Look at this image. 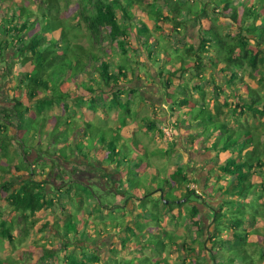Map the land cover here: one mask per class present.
<instances>
[{
  "label": "crops",
  "instance_id": "0c3cea01",
  "mask_svg": "<svg viewBox=\"0 0 264 264\" xmlns=\"http://www.w3.org/2000/svg\"><path fill=\"white\" fill-rule=\"evenodd\" d=\"M174 1H185L184 4L186 2L188 4L197 2L199 13L203 9L208 12L212 9V4H210L209 0ZM243 1L235 0L233 2L234 5H237L238 14H240V7L242 9L239 2ZM153 2H156L153 5L156 8L153 7V10L161 6L163 8L162 14H167V0H145V3L140 4L139 11L130 9L132 14L131 19L126 20L118 14L119 22L124 24L126 22L128 27L130 25L133 26L134 22H144L145 26L153 32V35L159 37L162 30L158 33L154 32L152 21H148L145 17V14L150 11ZM253 2L254 0H248L247 6H250ZM198 18H188L183 29H181L182 33L178 36L179 38L175 37L176 40L178 39L181 47H173L168 43L166 39H172L173 34H170L172 31H170L169 26L165 25V34H162L165 37L161 41L164 47L154 48L155 52L159 51L162 55L150 57L151 60L141 51V48L136 49L139 46L137 43H140V41L137 40L135 28L128 29L129 36L126 40L136 51H140V55H137L133 49L125 47V54L130 59L126 69L128 82L122 85L124 89L120 93L119 98L122 100L126 99L127 96L124 91L133 90L131 96L128 97L130 98L129 102L130 100L134 101L133 96L138 93L142 99L144 95L146 96L144 101L149 102V107L145 106L143 102L135 101L136 104L134 106L137 109L130 110L131 115L124 119V125H120L121 105L117 106V111L114 108H110L109 100L111 97L105 93L107 88L100 93L105 99L103 101L106 110L96 109L95 113H92L87 106L89 94L86 91L75 83H70L64 87L65 91L71 93V96L68 99L66 98L68 100V110L62 111L60 109L62 101H53V106L56 109H53L46 116L48 130L46 135L51 133L50 131H52L57 116L64 119L67 112H72L76 121L80 123V127L74 133L69 134L66 141L71 145V143L73 144L78 140H82V148H86L87 150V141L93 140V138L91 134L83 129V124L88 121L90 122V120L95 124H104L101 120H105L107 117L106 129L111 131L109 137H112V132H116L118 135L115 148V154H118V157L114 156V159L108 160L107 150L98 151V153L96 152V159L94 157L90 163L92 165H90L88 159L83 157L82 149L78 152L76 146L69 150V152L72 150L69 153L70 155L60 152L58 141L51 139V135L46 142L43 139L31 141L26 148V157L21 153V159L26 158V164H29V168L36 170V172L42 164H50L48 158L45 161L39 160L37 164L34 163L35 158L40 154V150L44 149L50 155L49 157L55 160L59 167L54 169L47 167L44 170L45 176L38 177L40 180H45L46 176L50 175L49 184L51 183V186L49 185V187L51 190L53 188L57 190L61 189L62 193L61 196L59 195L58 200L63 203L66 213L63 208L58 206L59 204L50 207L51 209L60 208L62 210L61 214H52L41 221L35 219V224L28 228L25 225L18 238L12 237V247L13 245L21 246L22 241H25L29 237L31 238L29 250L33 252L39 250L41 253L40 261L43 251L50 247L53 251L54 259L44 260L45 264H67V261H65L66 256L78 262L81 261L84 264H247L248 262L252 264H264V164L253 175L251 183L254 186V190L246 198L226 197L225 193L229 185L228 182L231 179L220 170V167L224 165L228 158L237 157L238 155L242 157L248 150L252 149L251 145L243 149L233 148L217 153L212 149L216 139L221 136L217 128L211 129L209 137L205 138L195 128L185 129L180 124L175 128L176 139L173 142H170L172 141V137H168L165 134V131L168 133L171 130L170 127H172L170 124L172 121H168L167 119L169 116L166 114L161 115L162 112L166 113L167 107L170 104L169 98L165 94L168 91H172L174 86L177 87L176 89H185L186 87L185 85L180 87L181 82L175 85L174 81H180L181 78L177 77L173 80L174 86L172 88L163 89L162 86L158 85L159 81L157 78L165 63L164 60L170 59L168 51L173 50L174 52H179V55H181L184 45L191 44L195 50L199 47V40L201 35H203V30L208 26V21L205 18L201 19L202 17ZM217 23L220 25L228 24L227 20L220 16ZM148 41L150 43L155 42L154 37L151 35ZM121 53L123 54L122 50ZM101 54L105 53L102 52ZM213 54L212 49L202 53L201 59L203 64L206 65V71L198 75L200 77L198 80L199 84L193 82L197 79H193V87H200L197 92L199 95H202L205 104H208L216 123L228 126L230 131H237L248 126V129L255 131L254 133L260 139V142L264 143V117L251 116L250 112L246 109L254 100L257 103L254 104L255 107L264 104V83L260 82L262 76H264V65L257 71L242 74V78L244 79L241 81L236 79L229 81L230 74L226 71H220V67H213L208 62L207 59ZM137 58L138 61L135 63L134 60H137ZM121 59L122 55L118 60ZM166 67L168 69V66ZM177 69H179V64L171 67V71ZM131 72L134 75L133 79L129 78ZM166 72H162L165 74V79L167 77ZM188 72H184L185 79ZM146 74H149L151 76L149 78L155 80V83H149V78ZM177 75L179 76L181 73L178 72ZM193 87H188L185 92L189 96L192 95V100L198 98V93L190 90ZM2 94L3 92L1 91V96ZM20 99H23L25 106H32L28 117L34 118L35 110L31 101L28 98ZM198 104H203V102L201 101ZM237 104L241 110L237 111L236 114L234 113L233 116L231 115V108ZM143 109L147 110L146 114L143 112ZM138 111H141L142 114L138 115ZM188 111L189 107H183L181 109L182 113L177 111L181 116V120L182 116L187 114L186 112ZM146 117L157 123L155 129L152 127L148 128L145 121ZM194 120V124H200L198 120ZM64 121L69 122V120ZM23 134L24 132H18V137H22ZM193 137L195 138L193 139ZM105 141L107 142V140ZM94 143L92 146L95 149L99 148L100 145L103 147L106 145L105 142L99 145L98 140H95ZM122 148L124 152L121 151ZM260 149L262 150V146L258 148V150ZM15 150L17 154L19 152L18 147L13 149L10 146L8 149L9 155H12ZM88 150L90 151L91 149L88 148ZM77 152L80 154L79 156L76 154ZM16 154L15 164L21 160H17ZM184 154L189 156L188 162L183 160ZM169 155H173L179 161L168 162L167 158ZM29 158H31V161H29ZM131 160L133 161L131 162ZM148 161L149 163H147ZM160 162H163L164 166ZM0 165L5 166L3 158H0ZM157 168L163 170L165 173L158 172ZM179 168H181L182 174L186 176V179L190 180V183L187 185L188 188H196L202 195L206 196L205 199L208 206L181 198L180 189H177L176 193H173L175 197L173 203L169 204V201H165V208L159 206V211L154 210L150 207V200L156 201L158 196L163 198L173 187L178 188V184L173 180L169 181V175ZM150 170L155 171L159 178L162 179L159 185H152L149 181L139 184L133 179V173H136L135 175L137 176ZM69 171H72V174H70L72 179H69ZM38 177H36L37 180L39 179ZM59 177L65 180L66 185L74 181L87 187L90 185V182H93L92 186L96 188L94 201L99 204V207L96 206L95 218L98 227L93 232L88 230L85 234H80L82 228L92 222V215L89 216L86 211L83 215L79 212L76 214V220L81 222L80 231H65L63 222L69 214H74V210L71 208V211H67V209L70 210V207L69 204H64L66 201L64 192L68 186L64 185ZM12 179H19L23 183L27 180V174L23 171L13 172L4 181L10 182ZM215 179H217L218 185H223L225 193H223V188L216 191L212 187L211 181L213 182ZM203 191L205 192L203 193ZM148 193L150 195L145 199L144 195ZM231 200L234 203H231ZM143 203L145 204L142 205ZM239 204L243 205L239 209L240 211L237 209ZM213 205L214 207H212ZM193 206L198 208V213L195 217H192L191 225H187L190 222V217L186 211ZM186 207L188 208L186 209ZM168 209H171L170 213H168ZM42 211L33 217H37ZM151 213H157V220L159 222L157 226L150 227L148 225V221L150 220H148L149 217L147 216ZM109 214H111L112 220L108 219ZM19 219L21 223H24L20 216ZM56 222L59 224V227L55 225ZM239 222L241 223L240 225ZM160 229L166 231L168 234L178 236L179 240L170 245L165 242V245L161 249H158L150 243L148 235H157ZM200 240L204 244L201 245ZM2 244L3 242L0 241L1 248ZM7 245L8 243L5 244V246ZM64 248L67 249L66 252L63 251L65 260L63 257L56 258L57 252ZM154 248L159 251L158 255L153 254L155 252ZM94 256L97 260H94ZM23 259L22 254H18L11 261V264H13V261H15L14 264H22ZM6 263L5 261L4 264Z\"/></svg>",
  "mask_w": 264,
  "mask_h": 264
},
{
  "label": "trees",
  "instance_id": "16d2710c",
  "mask_svg": "<svg viewBox=\"0 0 264 264\" xmlns=\"http://www.w3.org/2000/svg\"><path fill=\"white\" fill-rule=\"evenodd\" d=\"M43 1L47 5V8L46 14L42 17L46 20L39 26L36 19L33 18V13L31 11L23 7L16 6V8H13L8 5L4 10L5 6L0 3V71L5 77V82L13 79L14 82L18 81L20 85H24L26 98L31 101L35 110L34 118L28 117L32 106H25L23 99L17 96L11 97L10 103H12V108L10 110L6 109L4 106L0 108V158H3L5 161V166L0 165V189L6 192L5 201L9 207L8 212L12 210L19 212L21 220L29 226H33L36 222L33 216L44 209L59 204L58 206L66 211L63 203L59 202V200L55 201L52 197L53 194H57L56 197L59 199V195L61 196L62 193L61 189L57 190L53 188L52 191L48 192L46 191L47 182H45V180H37L36 178L38 176L44 177V170L47 167L54 169L59 166L52 157H48L50 164H42L38 168L40 171L37 170V172L29 168L30 165L26 164V158H22L20 162L15 164L16 150L12 155L8 153V149L14 140V136L9 134L10 128L14 127L17 135L18 132H24L27 135L31 132L32 137L41 133H48L46 116L53 109H56L53 106V101H62L60 109L62 111L68 110L67 99L71 96V93L65 91L64 87L70 83H75L89 94L87 106L92 113H95L96 109L106 110L104 101L100 100V93L106 88L107 90L105 93L111 97L109 100L110 108L118 106L120 100H122L119 98L120 93L124 89L122 85L128 82L126 69L130 59L125 54V47L133 49L137 55L140 51L138 52L136 49L141 48V51L145 53L147 58L152 57V53L155 52L154 48L151 50V53H148L146 49L144 51V48L148 45V39L151 35L154 36L153 32L145 26L144 22H134V27L132 25L128 27L126 22L125 24L120 23L118 19V14L121 18L126 20L131 19L132 14L130 9L139 11L141 7L140 4L145 3V0H77L78 10L75 17L79 21L78 23H82L85 26L86 32L90 34L91 38L98 43L101 30H107L110 40H115L122 50V59L120 63H116L115 65L111 64L109 57L106 58L104 56L105 54L101 55L102 52L91 47H83L80 44L74 43L73 39L75 35L70 34L67 26L59 21L57 22V19L51 14L52 12H58V0ZM184 2L167 0L166 7L168 11L166 15L162 14L163 8L161 6L154 9L155 14H152L154 11L153 7L156 8V6H153L156 2H153L150 11L145 14L146 19L152 21L154 32L158 33L162 30L159 37H154L155 42H151L157 44H159V41L164 40L165 35L162 34H165V25L169 26V29L172 30L170 34H173V36L177 38L181 34V29H183L188 18L202 17L201 19L205 18L208 21V26L202 32L203 35H201L199 47L196 50L189 44L184 45L181 50V55H179V52H175L176 58L179 59V62L175 63L176 65L179 64V69L171 71V59L164 60L165 63L159 73L164 74L162 72L167 71V77L166 79L164 78V82L160 81L165 83L164 87L166 89L174 86L173 80L176 79L178 72L182 75L184 72H188L192 69L195 72V77L193 78L190 76V71L188 72L189 77L199 80L200 77L198 75L206 71V65L203 64L201 55L203 52H207L211 49L214 54L207 59L208 62L213 67H220V71H226L230 74L229 81L235 79L241 81L244 79L242 78V74L244 75L245 72L250 73L262 68L264 65V0H254L253 4L250 6H247L248 0L239 2V5L242 6L241 14H238L237 5L233 4L235 0H209L210 4H212L211 11L208 12L203 9L200 13L197 2L194 4H188L187 2L184 4ZM3 4H6V2ZM219 16L226 19L228 24H218ZM129 28H135L137 40L140 41V43H137L139 46L136 49L126 40L129 36ZM56 31H58V35L54 36ZM142 32H145L144 42H141L139 37ZM117 38L118 40H116ZM4 52L9 55V60L4 58ZM185 55L188 56L185 57ZM166 66H168V69ZM13 71H17L16 76H13ZM181 75L178 77H181ZM14 82L12 83L15 85L10 88L13 94L15 89L19 88ZM180 82V87L185 85V87L188 88L187 84L182 81L181 78ZM260 82L264 83V76H262ZM179 86L178 88H180ZM192 89L197 92L200 87L194 86ZM182 90V94H174L170 91L166 94L170 101L167 110L173 113L167 119L174 123L173 127L177 128L180 124L183 125V119L187 118H185V116L189 114L192 115L195 109L198 115H196L194 121L198 120L200 123L199 117L202 115L205 116L202 118L204 122L214 124V115L206 108L204 100H202L203 104H200V106L196 104L193 105L192 95L189 96V94H186V89ZM124 92L127 96L126 99L129 100L130 98L128 97L131 96L133 90ZM135 96L140 97L138 93H136ZM200 96L203 99L201 94ZM254 104H257L255 100L246 107L247 111L250 112L249 114L254 117H264V104L256 107ZM175 107H189V111L186 112L187 114L182 116V122L180 121L181 116L178 113L175 114ZM231 109V115L241 110L238 104ZM120 113V125L122 126L125 124L124 119L131 114L128 108L123 109L122 106ZM73 114L72 112H67L64 119L57 116L53 124L54 128L52 127V131H50L51 139L64 143L69 134L74 133V131L80 127V123L76 121ZM64 120H69V122ZM145 121L149 129L151 127L154 129L157 127V123L152 119L146 117ZM91 122L88 121L83 124L85 126V128L83 126V129L91 134L93 138V140L87 141V149L90 145L95 144V140H98L99 145L104 142L106 145L104 147L100 145L99 148H94L95 152L105 149L111 153V156L107 154L108 160L114 159V156L118 157V154H115L117 133L112 132V137H109L110 133L107 135L106 131L100 128V124L92 122V125L95 126V131H93L89 128ZM58 124H60L59 128H62L57 133L55 129ZM194 125L197 126L198 123ZM247 127L248 126H245L243 129L237 131H230L229 127L224 124H219L218 126L214 124L211 128L206 126L196 128V131H199L201 135H204L205 132L211 133L210 130L213 128L218 129L221 136L216 139L212 146V149L217 153L225 152L233 148L243 149L251 145L252 149L248 150L242 157L238 155L237 157L228 158L224 165L220 167L221 172L231 179L229 181L230 196H235L237 198H246L247 195L253 193L254 186L251 183L252 177L256 173V170L261 169L264 164V143H261L260 139L256 137L255 131ZM97 130H100V133H98ZM54 133L55 135H53ZM59 138H61V140H59ZM194 138L195 137H193V139ZM23 139L24 136L22 140ZM105 140H107V142ZM64 144L70 146L68 142ZM261 146L262 150H258ZM82 147L83 143L80 148L76 146V150L80 152ZM26 153L27 151L24 149L22 154L25 156ZM40 157L41 155L38 154L34 160L35 164H37L39 160H43ZM132 161L133 160H131V162ZM12 171L14 173L23 171L27 174V180L21 183L14 191L8 189L7 186L9 182L4 181L6 177L13 174ZM182 173L181 168H179L169 175V181L173 180L178 184V188L173 187L161 198L164 204L165 201H169V204L174 202L175 197L173 193H176L177 189H180V197L183 199L190 200V195L200 198L199 195L195 194L194 189L188 188L187 185L190 183V180L186 179V176ZM70 174H72V171L68 172L69 179H72ZM59 179L66 185L62 177H59ZM148 181L154 185L153 179ZM66 186L68 187L64 192V196L66 197L64 204H69V206L73 208L74 214H69L63 225L64 229L73 228L74 232H77L75 227H73V219L76 218L78 210L84 209L90 216V213L93 212L95 207L99 204L94 201V191H89L87 187L82 186L80 183L72 181L67 183ZM87 191L89 192L86 193ZM149 195V193L145 194L144 198L146 199ZM231 201V203H234L233 200ZM149 203L150 207L159 211L157 200H150ZM144 204L145 203L142 205ZM164 206L166 207V205ZM242 206V204H239L237 208L238 211H240L239 209L242 208ZM170 212L171 209H168V213ZM197 213V207L193 206L189 208L188 216L191 219L189 218L190 222H188L189 224L187 223V225H191L192 217H195ZM0 216H2V213ZM151 216L155 219L153 222L158 224L157 213L148 214L147 217L150 218ZM13 223L14 220H9V222H7L6 219L0 220V238L8 240L11 245L13 244L11 234ZM240 224L239 222V225ZM55 225L59 227L57 222ZM65 231L69 232L67 229ZM87 231L88 229L84 228L83 231L81 230L80 234L83 235ZM159 233L163 234L162 237H172V234H168L162 229H160ZM161 241L160 239V243L162 244ZM167 242L169 245L172 244L171 241ZM199 242L201 245L204 244L202 240ZM164 245L165 244H162V247ZM66 250V248L62 249L64 252H66ZM42 258L41 262L46 259L52 260L54 258L53 251L50 247L43 251ZM94 260H97L95 256ZM66 261L67 264H84L81 261L78 262L77 260L71 259L69 256H66ZM247 264L252 263L248 262Z\"/></svg>",
  "mask_w": 264,
  "mask_h": 264
},
{
  "label": "rangeland",
  "instance_id": "374dc122",
  "mask_svg": "<svg viewBox=\"0 0 264 264\" xmlns=\"http://www.w3.org/2000/svg\"><path fill=\"white\" fill-rule=\"evenodd\" d=\"M4 2H6V4H3ZM0 3H2V5L5 6L4 10L6 9V7L8 5V6L13 7V8H16V6L17 7L18 6L19 7H23L24 9H26L28 11H31L33 13V18L36 19V21L38 22V26L40 24H43L45 22V20H46L44 17H42V16H44L46 14V8H47V5L44 3L43 0H0ZM77 10H78L77 0H58V12L57 13L52 12L51 14L57 19L56 20L57 22L59 21L62 24L67 26L68 32L70 34H74L75 35V37L73 39L74 43L80 44L83 47H91V48H94L97 51L104 52L105 53L104 56L106 58L109 57L112 65H115L116 63H120V60H118V59H120V56L123 55V54L121 53L120 47L117 44V42L115 40L111 41L110 37L108 35V31L104 30V29L101 30V35H100V38H99V42L98 43L95 42L91 38L90 34L88 32H86L85 26L82 23H78L79 21L75 17V14L77 13ZM241 10L242 9L240 7V14H241ZM152 14H155V10L152 12ZM170 31H172V30L170 29ZM57 35H58V31L55 32L54 36H57ZM139 37L141 39V42H144V40H145V32H142V34L139 35ZM153 37H155V36H153ZM175 37L176 36H173L172 39H166V40H168V43L171 44L173 47H181V45L178 42V39L176 40ZM118 38L116 40H118ZM155 47L163 48L164 46H163V43L161 41H159V45H157V43H150L148 41V45L144 48V51L146 49V51H148V53H151V50L153 48H155ZM167 53L170 55L169 58L171 59L172 66H175L176 65L175 62H179V59L176 58L175 52L173 50H170ZM161 55H162V53L159 52V51H156V52L152 53V57L161 56ZM3 56L7 60H9V58H10L9 55L7 53H5V52H4ZM137 61H138V58H137V60H134L135 63ZM189 73H190V76H192L193 78L195 77V75H194L195 72L192 69L190 70ZM189 73L187 74V78L186 79L184 78V73L181 76L182 81H184L187 84V87H193V82H196L197 84H199L198 80H194L193 81V79H191L189 77ZM16 75H17V71H13V76H16ZM146 75H148L147 76L148 78L151 77V76H149V74H146ZM177 77H178V75L176 76V78ZM4 78L5 77L1 74V71H0V90L3 92L2 96H0V108L4 106L6 109L10 110L12 108V103H10L11 97L18 96L20 98H24V99L26 98L25 87H24V85H20L18 83V81L14 82L13 79L9 80L8 82L7 81L5 82ZM129 78L130 79L134 78V75H133L132 72L129 74ZM157 79L159 81L158 85L162 86V88L165 89V87H164L165 83H162L165 80L164 79V74H160L159 73V76H158ZM160 81H162V82H160ZM12 82L16 83V85L19 86V88L15 89L14 94L11 93L13 91L10 90L11 86L15 85ZM148 82L153 84V83H155V80H152V78H149ZM179 82L180 81H174L175 85L179 84ZM176 88L177 87L174 86L172 88L173 90L170 91V92H172L174 94H182L183 90L182 89H176ZM185 89L187 91V88H185ZM8 90H9V92H8ZM160 90H161V87H160ZM190 90L194 91V89H191V88H190ZM134 95H135V93H134ZM142 95H144V94H142ZM143 97L144 98L142 99L141 97L133 96L134 101L130 100V102H129V100L123 99V100H120L119 103H120V105L122 106L123 109L128 108L129 110H132V109L135 108V106H134V104H136L135 101L136 102H138V101L143 102V104H145V106L149 107V102L148 101H144V99H146V96L144 95ZM166 97L168 98L167 95H166ZM197 97L198 98H194L192 100V104L193 105L196 104L197 106H200V104H198V103L201 102L203 99L201 98L199 93L197 94ZM148 99H149V97H148ZM100 100L103 101L105 99L102 96H100ZM189 106H191V105H189ZM206 108L208 110H210L207 103H206ZM135 109H137V107ZM175 109H176V113L175 114H177V111L179 113H182L181 112L182 108L175 107ZM114 110L117 111V106L114 107ZM143 110H144L143 112L146 114L147 110L146 109H143ZM196 111L197 110L195 109V111H194V113L192 115L189 114L188 116H186L187 117L186 119H183V123H184L183 127H185V129H191V128H195L196 129L198 127L202 128L204 126H206L208 128H211L214 124L216 126L219 125V123H216V122H214V124H211L209 122H204V120L202 118L205 117V116L201 115V117H199L200 124L195 126L193 124V119L196 117V115H198L196 113ZM137 114L140 115L142 113H141V111H138ZM164 114H166L167 116H170L173 113H172V111L170 112L169 110H166V113H163V112L161 113V115H164ZM190 116H192L193 118L190 117ZM106 120H107V117L105 118V120H101L104 124H100V128L104 129L106 131L107 135H108L111 131L106 129ZM180 121H182V120L180 119ZM90 122H91V120H90ZM170 124L172 126V127H170L172 132H171V130L168 129L169 130L168 133H167V131H165V134L168 137H172V141H170V142H173L176 139V137H175L176 136L175 135L176 130L173 127L174 123L170 122ZM11 126H13V125H11ZM59 126H60V124H58V126H56V129H55V132H57V133L62 128V127L59 128ZM84 128H85V126H84ZM89 128L91 130L95 131L94 130L95 126H93L92 124H90ZM14 131H15L14 127H11L10 130H9V132H10L9 134L14 136V140L12 141L11 147H13V149L17 148V147L19 148V152H17V154H16L17 160L21 159V155L20 154L23 152L24 149L26 150L28 144L31 141H36V140L39 141L40 139H43L46 142L50 138V135H51V133L48 134V135H46L47 133H41L39 135H36L35 137H32V133L30 132L29 135L24 133L22 135V137L19 138L17 133H16V131L15 132ZM97 131H98V133H100V130H97ZM209 134H210V132H205V134L203 136H205L207 138V137H209ZM53 135H55V133ZM23 136H24V139L22 140ZM17 139H19L18 142H17ZM59 140H61V138H59ZM58 143H59L60 152L69 154L71 152V151L69 152V149H73L75 146L80 148V146L82 145L83 142H82V140H78L76 143H73V144L71 143L70 146H67L66 144H64V143H67L66 141L64 143L59 141ZM88 148L91 149V150L89 151L88 149L86 150V148H82V153H83V157L87 158L88 161H89V164H90L93 161L94 157L96 159L98 151H97V153L94 152V146H92V145L89 146ZM123 150L124 149L122 148L121 151H123ZM100 151L101 152L105 151V149L104 150L101 149V150H99V152ZM40 154L42 155L40 157L41 159H43L42 161H45V159H47L50 156L46 151H44V149L40 150ZM76 154L78 156L80 155L78 152ZM107 154L108 155L110 154V156H111L110 151H107ZM177 160L178 159H176L173 155H171V156L169 155L168 158H167L168 162H178L179 160L178 161ZM183 160L185 162H188L189 161V156L187 154H184ZM29 161H31V158H29ZM105 161H106V159H105ZM147 163H149V161ZM160 163H161L162 166H164L163 162H160ZM90 165H92V164H90ZM157 171L160 172V173H165L163 170H159V168H157ZM132 172H134V171H132ZM135 174L136 173H133V179L135 180L136 183H139V184H144V183H146V181H148L150 179H153L154 185L155 184L159 185L161 183V181H162V179L159 178L157 173L155 171H153V170L146 171L145 173L137 175V176ZM40 178H39V180H40ZM49 179H51L50 175L46 176V179H45V182H47V185H46L47 190L46 191H48V192L52 191L51 188L49 187V185L51 186V183L49 184V182H50ZM221 179H223V178H221ZM92 183L93 182L89 183L90 185L87 186V189L89 191H94V193L96 195V191H95L96 188L94 186H92L93 185ZM228 184H229L228 185V189L226 190V193H225L223 185L222 186L218 185L217 179L213 180V182L211 181V185L216 191H218L219 189L221 190L223 188L224 191L223 190L222 191H223V193L226 194L227 198L230 196V193H229L230 182H228ZM20 185H21V180L12 179V180H10L9 185L7 187H8V189L14 191ZM89 191H87L86 193H88ZM205 191H203V193ZM5 195H6V192H4L3 190L0 189V214L2 213V216H0V220L1 219H4V220L6 219L7 222H9V220H14V223H13V226H12V237L18 238L19 235H21L22 229L25 227V225H26L27 228L30 227V226L27 225L26 223H21V221L19 219V216H20L19 212L14 211V210H12L11 212H8V208L9 207L6 204ZM196 195H198V194H196ZM56 196H57V194H53L52 197L55 199V201H58V197H56ZM199 196L200 197L203 196L202 199H200L199 197H196L194 195H190V201H193L195 203L199 202L200 204H204V205L207 204L208 205V203L206 202V199H205L206 196L202 195L201 193H200ZM98 198H100V197H98ZM100 205H101V203H100ZM157 205H158V207L160 206L161 208H165V206H164L165 204L161 200L160 196L157 197ZM199 207L201 208V206H199ZM212 207H214V205ZM187 208L188 207H186V209ZM75 210H76V208H75ZM67 211L68 212L71 211V207H70V210L67 209ZM96 211H97V209L95 207V210L90 213V215H92L91 216L92 222L89 223L88 225H86L85 227H83L82 231L84 230V228L88 229L90 232H93L95 229H97L98 225H97V223L95 221ZM60 212H62V210L60 208L44 209L37 217L35 216V219H39L40 221L43 220V219L45 220L46 217H48V216H50L52 214H61ZM78 212L81 213V215L86 213L84 209H81V210L79 209ZM65 213H66V211H65ZM186 213L188 215V211H186ZM108 219L112 220L111 214H109ZM148 220H150V221H148V225L150 227H153L154 225H157L156 222H153V221H155V219L152 218V216ZM67 222L70 223L69 221H67ZM71 224H72V222H71ZM73 227H75L76 231H80L81 222L76 220V218L73 219ZM66 229L67 230H71L72 229V231H74L73 228H66ZM162 235H163L162 233H159L157 235H148V238H150L149 239L150 243L152 245L156 246L158 249H161L162 244H164L167 241H171L172 243H174V242H177L179 240L178 236H176V235H172V237H168V238H166L165 236L162 237ZM34 236H36V235H34ZM56 239H57V237H56ZM160 239L162 240L161 241L162 244L160 243ZM30 240H31V238L28 237L27 239H25V241H22L23 243L21 244V246L18 247L17 245H13V247H12V245L9 243L8 240L0 238V241L3 242L2 248L0 246V260H1V264H4L5 261L7 262L6 264H11V261L18 254H22V256L24 257V259H23L24 261L22 262V264H42V263L45 264V261H43L42 263L40 261L41 253H40L39 250H37L35 252H33L32 250H29V245L31 244ZM6 243H8L7 246H5ZM167 244L169 245L168 242H167ZM25 248H28V249H25ZM57 253H58V255L56 256V258L63 257L64 260H65V257L63 256L64 253H63L62 250L58 251ZM70 253H72V252H70ZM153 254H157L158 255L159 251H157V249H155V252H153ZM233 256H234V254H233ZM14 263H15V261H13V264Z\"/></svg>",
  "mask_w": 264,
  "mask_h": 264
},
{
  "label": "built area",
  "instance_id": "2783aa9c",
  "mask_svg": "<svg viewBox=\"0 0 264 264\" xmlns=\"http://www.w3.org/2000/svg\"><path fill=\"white\" fill-rule=\"evenodd\" d=\"M194 191H195V194L200 195V192L196 188H194Z\"/></svg>",
  "mask_w": 264,
  "mask_h": 264
}]
</instances>
